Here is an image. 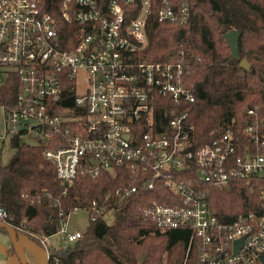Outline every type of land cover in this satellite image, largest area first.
Here are the masks:
<instances>
[{
    "label": "built area",
    "instance_id": "obj_1",
    "mask_svg": "<svg viewBox=\"0 0 264 264\" xmlns=\"http://www.w3.org/2000/svg\"><path fill=\"white\" fill-rule=\"evenodd\" d=\"M190 11L191 0H160L156 19L185 25ZM153 12V0H0V86L18 87L14 104L0 105V140L44 145L68 186L120 169L138 182L118 197L162 185L172 197L145 214L159 230L190 231L186 257L194 249L196 264H264V118L249 109L238 134L232 120L196 138L189 70L142 57ZM238 183L258 196L223 219L214 191ZM100 215L93 206L91 219ZM61 231L71 243L82 236L65 223Z\"/></svg>",
    "mask_w": 264,
    "mask_h": 264
},
{
    "label": "trees",
    "instance_id": "obj_2",
    "mask_svg": "<svg viewBox=\"0 0 264 264\" xmlns=\"http://www.w3.org/2000/svg\"><path fill=\"white\" fill-rule=\"evenodd\" d=\"M153 1L154 12L147 24L149 44L142 57L151 62L181 60L189 70L186 84L195 94L189 116L196 138L206 141L212 130L232 120L238 134L249 109L256 108L264 118V0H191L185 25L159 22L160 0ZM234 29L242 32L238 60L230 56L223 37ZM242 59L248 61V71L239 67ZM17 91L11 80L0 86V105L12 106ZM11 145L13 156L8 164L0 165V208L6 212L2 222L16 236L23 234L40 243L59 233L71 212H89L87 231L65 251L48 249L47 264H163L164 253H175L179 264H196L194 249L186 257L190 231L159 230L145 214L154 203L172 197L162 185L118 197L115 190L138 182L120 169L68 186L44 157V145L19 137L11 139ZM257 196L258 192L253 195L238 183L230 191L215 190L211 203L223 219H232L249 211ZM93 206L101 210L94 220Z\"/></svg>",
    "mask_w": 264,
    "mask_h": 264
},
{
    "label": "rangeland",
    "instance_id": "obj_3",
    "mask_svg": "<svg viewBox=\"0 0 264 264\" xmlns=\"http://www.w3.org/2000/svg\"><path fill=\"white\" fill-rule=\"evenodd\" d=\"M82 91L83 89L79 87V96H84ZM4 127L3 113L0 110V135L3 133ZM23 139L29 143H35V141L29 137H25ZM14 152L15 150L11 145V138L9 136L0 140V165L8 164ZM108 221H111V217H108ZM88 225L89 212L85 209H78L71 212L65 220V230L68 233L80 232L83 234L87 231ZM17 241L23 250L27 264H46V253L48 249L65 251L72 245L71 242H68L66 234L62 231L49 237L48 239L46 238L42 244L32 241L23 234H18ZM156 242L159 243V240H156ZM27 256H30L31 261H28ZM143 258L145 257L143 256ZM163 264H179L175 253H164Z\"/></svg>",
    "mask_w": 264,
    "mask_h": 264
},
{
    "label": "water",
    "instance_id": "obj_4",
    "mask_svg": "<svg viewBox=\"0 0 264 264\" xmlns=\"http://www.w3.org/2000/svg\"><path fill=\"white\" fill-rule=\"evenodd\" d=\"M242 35V32L240 30H231L227 33L224 34V39H225V42L230 50V56L235 59V60H238L240 58V53H239V39H240V36ZM239 67L248 71L250 69V65L248 63V61L246 59H242L240 62H239ZM226 191H229L228 188H226ZM0 227L3 228L10 241H11V244L12 246L16 249L18 255H19V258L21 260V263L22 264H27V260L25 258V255L23 253V250L20 246V244L18 243L17 241V236H16V233H15V230L10 227L9 225H7L6 223L0 221ZM241 242L242 241H239L236 243V250L238 248H240L241 246ZM144 260V258H140V262H142ZM262 260H264V257H262Z\"/></svg>",
    "mask_w": 264,
    "mask_h": 264
},
{
    "label": "crops",
    "instance_id": "obj_5",
    "mask_svg": "<svg viewBox=\"0 0 264 264\" xmlns=\"http://www.w3.org/2000/svg\"><path fill=\"white\" fill-rule=\"evenodd\" d=\"M27 258L28 261H31L30 256H27ZM46 258H47V253H46ZM0 264H22L19 255L16 249L12 246L7 233L1 229H0ZM46 264H47V260H46Z\"/></svg>",
    "mask_w": 264,
    "mask_h": 264
}]
</instances>
